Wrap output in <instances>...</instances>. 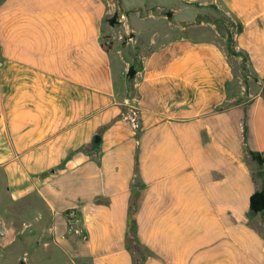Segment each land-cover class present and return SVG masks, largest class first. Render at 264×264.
Masks as SVG:
<instances>
[{
	"label": "crops",
	"instance_id": "crops-1",
	"mask_svg": "<svg viewBox=\"0 0 264 264\" xmlns=\"http://www.w3.org/2000/svg\"><path fill=\"white\" fill-rule=\"evenodd\" d=\"M176 1L0 0L10 243L32 227L67 264H264V0ZM208 4L241 25L244 66L196 21Z\"/></svg>",
	"mask_w": 264,
	"mask_h": 264
},
{
	"label": "rangeland",
	"instance_id": "rangeland-1",
	"mask_svg": "<svg viewBox=\"0 0 264 264\" xmlns=\"http://www.w3.org/2000/svg\"><path fill=\"white\" fill-rule=\"evenodd\" d=\"M162 1L164 4L177 2L176 0ZM140 6L143 12L152 11L157 14L163 11L160 6L157 8L155 3H150L148 1L145 5L141 4ZM135 10V8H132L129 12L134 15ZM197 10L200 12L198 15L199 20H202L205 23L210 22L214 24L218 31L223 35H226V29L230 32L235 31L236 23L229 15L215 5L208 4L206 6L199 7ZM197 10L192 7L186 8L179 11L175 16V19H194ZM105 44H107L106 41ZM240 60L242 67L246 64V61L242 58H240ZM2 208L0 206V213H2V215H6L2 212ZM0 223V264H19L20 260H23L25 264H67V257L60 250L54 247H51L48 250L47 248H42V246L36 247L35 242L32 243V241L28 242L25 240L26 236H31L34 228L30 227L24 231L22 234L23 241L19 238L14 243H10V239L12 237V233L9 230L10 217L8 215L5 216L3 220H0Z\"/></svg>",
	"mask_w": 264,
	"mask_h": 264
},
{
	"label": "trees",
	"instance_id": "trees-1",
	"mask_svg": "<svg viewBox=\"0 0 264 264\" xmlns=\"http://www.w3.org/2000/svg\"><path fill=\"white\" fill-rule=\"evenodd\" d=\"M167 16L170 17V14L167 13ZM110 22H113L114 20L111 18L109 20ZM196 21H200L199 18H197ZM241 31V25L238 23L236 24L235 31L230 32L228 29H226V50L229 55L233 56H242L243 59H246V56L243 52L238 51L234 48V40L233 35L235 32ZM136 66L134 64H130L128 71H127V79L130 81L133 79L135 72H136ZM246 79V78H245ZM250 158L256 163L257 168L255 170V174L258 175L261 179V186L259 189H256L251 195L249 199V211L250 213H263L264 212V170H263V157L261 152L258 151H247ZM19 264H25L23 260H20Z\"/></svg>",
	"mask_w": 264,
	"mask_h": 264
},
{
	"label": "built area",
	"instance_id": "built-area-1",
	"mask_svg": "<svg viewBox=\"0 0 264 264\" xmlns=\"http://www.w3.org/2000/svg\"><path fill=\"white\" fill-rule=\"evenodd\" d=\"M123 18H124V16H123ZM127 38H128V40H133V38L131 37L130 32H127Z\"/></svg>",
	"mask_w": 264,
	"mask_h": 264
},
{
	"label": "water",
	"instance_id": "water-1",
	"mask_svg": "<svg viewBox=\"0 0 264 264\" xmlns=\"http://www.w3.org/2000/svg\"><path fill=\"white\" fill-rule=\"evenodd\" d=\"M100 139L99 135L95 136V141H98Z\"/></svg>",
	"mask_w": 264,
	"mask_h": 264
}]
</instances>
